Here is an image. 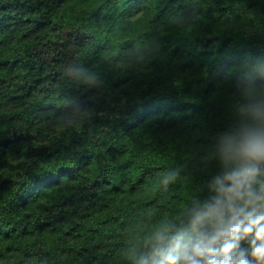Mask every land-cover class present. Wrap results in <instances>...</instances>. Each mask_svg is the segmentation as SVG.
<instances>
[{"label": "trees", "instance_id": "trees-1", "mask_svg": "<svg viewBox=\"0 0 264 264\" xmlns=\"http://www.w3.org/2000/svg\"><path fill=\"white\" fill-rule=\"evenodd\" d=\"M264 114V0H0V264H138Z\"/></svg>", "mask_w": 264, "mask_h": 264}, {"label": "clouds", "instance_id": "clouds-1", "mask_svg": "<svg viewBox=\"0 0 264 264\" xmlns=\"http://www.w3.org/2000/svg\"><path fill=\"white\" fill-rule=\"evenodd\" d=\"M214 194L151 237L138 264H264V114L224 133Z\"/></svg>", "mask_w": 264, "mask_h": 264}]
</instances>
